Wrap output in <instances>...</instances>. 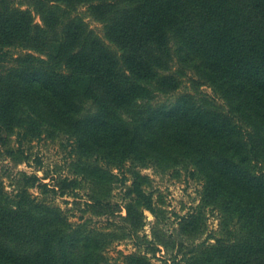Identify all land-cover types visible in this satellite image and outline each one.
<instances>
[{"label": "trees", "instance_id": "obj_1", "mask_svg": "<svg viewBox=\"0 0 264 264\" xmlns=\"http://www.w3.org/2000/svg\"><path fill=\"white\" fill-rule=\"evenodd\" d=\"M13 1L0 0V61L14 56L13 47L34 49L65 69L0 71V132L30 118L120 159H164L178 149L176 160H193L214 191L230 196L239 222L187 264H264V0H37L45 26ZM81 4L95 7L122 65L71 17ZM172 57L210 84L227 111L208 94L201 102L184 94L168 108L147 104L177 89L161 70ZM22 179L18 200L0 187V264H111L83 224L28 193L36 185L58 193L56 186L35 172ZM128 193L156 212L143 175Z\"/></svg>", "mask_w": 264, "mask_h": 264}, {"label": "rangeland", "instance_id": "obj_2", "mask_svg": "<svg viewBox=\"0 0 264 264\" xmlns=\"http://www.w3.org/2000/svg\"><path fill=\"white\" fill-rule=\"evenodd\" d=\"M12 6L31 12L33 23L45 26L37 0H14ZM70 14L83 20L87 30H93L123 64L122 50L107 37L105 24L92 4H81ZM12 51L10 60L0 61V71L20 67L65 69L64 65H55L47 53L17 47ZM161 70L176 80L177 89L158 91L145 101L147 104L168 108L184 94L200 102L208 94L209 100L227 111L226 103L213 87L181 68L176 57ZM39 127H43L40 134ZM0 134L6 139L0 145V187L5 194L18 200L15 195L23 184L24 172H35L42 182L56 186L58 193H45L38 185L29 187L28 193L46 205L60 208L73 226L83 224L84 235L95 236L98 241L92 242L103 245L105 263L187 264L194 254L215 243V238L228 236V229L239 224L238 211L228 206L230 196L214 191L205 172L193 160H176L178 149H168L170 154L164 159L152 155L143 160L131 156L120 159L78 143L74 136L47 123L39 126L30 118L19 125L10 123ZM136 173L144 176V187L153 193L156 212L142 207L128 193ZM64 178L73 180L71 187H63ZM96 196L104 203L96 204ZM140 211L142 214H138Z\"/></svg>", "mask_w": 264, "mask_h": 264}]
</instances>
